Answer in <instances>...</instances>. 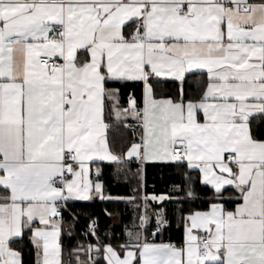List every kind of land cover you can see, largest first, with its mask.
I'll list each match as a JSON object with an SVG mask.
<instances>
[{"label": "snow or ice", "instance_id": "snow-or-ice-1", "mask_svg": "<svg viewBox=\"0 0 264 264\" xmlns=\"http://www.w3.org/2000/svg\"><path fill=\"white\" fill-rule=\"evenodd\" d=\"M0 264H264V0H0Z\"/></svg>", "mask_w": 264, "mask_h": 264}, {"label": "trees", "instance_id": "trees-1", "mask_svg": "<svg viewBox=\"0 0 264 264\" xmlns=\"http://www.w3.org/2000/svg\"><path fill=\"white\" fill-rule=\"evenodd\" d=\"M105 173H110L112 172V168L105 166L104 168ZM164 175V173H161L159 169L152 168L151 166L148 167L147 169V176H148V185L151 188V185L155 184L157 186V190L163 189L165 184H168L169 181L164 180L163 182L161 181V177ZM111 192L113 195H126L128 192V189L121 184L118 187H112ZM77 208H80L81 205L77 204ZM94 209L97 211V213L100 215V222L101 225L104 227H108L110 225L115 226V232L120 233L121 232V223L118 224L117 226L114 225V220L113 219H108V217L104 216L102 212H100V209L107 208L109 211L115 212L117 209H123V205H116V204H103V203H97L94 206ZM86 223L85 220H81V225ZM124 223H127V218H125Z\"/></svg>", "mask_w": 264, "mask_h": 264}, {"label": "crops", "instance_id": "crops-1", "mask_svg": "<svg viewBox=\"0 0 264 264\" xmlns=\"http://www.w3.org/2000/svg\"><path fill=\"white\" fill-rule=\"evenodd\" d=\"M113 220H114V225L116 226L121 223L119 217H115Z\"/></svg>", "mask_w": 264, "mask_h": 264}]
</instances>
